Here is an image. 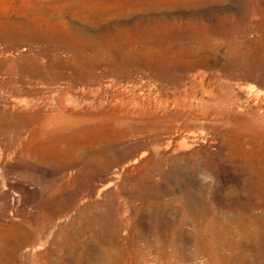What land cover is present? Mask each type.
<instances>
[{
    "label": "rangeland",
    "instance_id": "1",
    "mask_svg": "<svg viewBox=\"0 0 264 264\" xmlns=\"http://www.w3.org/2000/svg\"><path fill=\"white\" fill-rule=\"evenodd\" d=\"M106 1L0 0V264H264V0Z\"/></svg>",
    "mask_w": 264,
    "mask_h": 264
},
{
    "label": "bare ground",
    "instance_id": "2",
    "mask_svg": "<svg viewBox=\"0 0 264 264\" xmlns=\"http://www.w3.org/2000/svg\"><path fill=\"white\" fill-rule=\"evenodd\" d=\"M186 2V0H108L105 2V5H102V12L105 13L106 15L112 16V17H117L118 16H130L136 14V12H143L144 14L147 13V19H145V26L137 28L136 33L140 34L143 36L144 39L146 40H153V38L158 39L160 36L165 35L166 33H169L171 30V26L167 24L166 22V16L163 14H160V11L163 12L164 10H172L176 8L177 6L183 4ZM182 6V5H181ZM97 13V12H96ZM164 13V12H163ZM102 18V17H101ZM124 19V18H123ZM178 20V19H177ZM109 21V20H108ZM117 22V20H116ZM100 23V22H99ZM108 23V22H107ZM110 23V22H109ZM119 23V21H118ZM120 24V23H119ZM139 24V23H138ZM101 25V24H100ZM123 25V23H122ZM103 27V26H102ZM135 27V26H134ZM116 29V28H115ZM106 30V29H105ZM122 30V29H121ZM126 30V29H125ZM130 31V30H129ZM124 32V30L122 31ZM108 33V32H107ZM122 34V33H121ZM120 34V35H121ZM128 34V30H127ZM126 34V36H127ZM125 37V36H124ZM132 38V37H131ZM128 37V39H131ZM104 40V39H103ZM129 41V40H128ZM100 42V41H99ZM114 42V41H113ZM115 43V42H114ZM145 45V44H144ZM136 46V45H135ZM104 50L107 52H112L111 46L107 45H102ZM96 51V48H93L91 52ZM150 53V52H149ZM83 54V53H82ZM81 54V56H82ZM84 58V57H83ZM82 59V58H81ZM99 59V58H98ZM97 59V60H98ZM80 58H78V61ZM69 61V60H68ZM80 62V61H79ZM82 62V60H81ZM106 65V64H105ZM70 71V70H69ZM71 77V76H70ZM69 77V78H70ZM73 77V76H72ZM75 79V78H74ZM106 81V80H105ZM72 82V81H71ZM107 82V81H106ZM106 86L107 83L103 82ZM74 84V83H73ZM74 86V85H73ZM108 86V85H107ZM76 88V87H74ZM89 86L87 85H82L80 87V92L83 96L87 95L89 93ZM104 89V88H103ZM67 93V92H65ZM67 96V94H63L62 97ZM66 98V97H65ZM63 98V99H65ZM10 103L14 106L17 105L18 102L15 99H11ZM61 103V102H60ZM66 101L62 100L63 107L67 106L65 105ZM67 104V103H66ZM65 109V107L63 108ZM96 118V117H95ZM57 120V119H56ZM60 128V127H58ZM89 130V129H88ZM76 132V131H75ZM70 141V140H69ZM62 142V141H61ZM62 145V143H61ZM71 151V149H70ZM65 153V152H64ZM68 155V154H65ZM74 157V155H72ZM71 156V157H72ZM90 158V157H89ZM66 159V158H65ZM261 170L260 173L263 176L264 180V157L261 159ZM258 189L260 192L264 194V181L261 183H258ZM257 186V185H256ZM255 187V186H254ZM256 189V188H255ZM252 193V192H251ZM256 196V195H255ZM255 199V197H254ZM259 204L262 203L261 200L257 201ZM246 203V202H245ZM249 205V204H248ZM263 205V204H262ZM250 207V206H249ZM262 207V206H261ZM260 207V208H261ZM257 208V207H256ZM251 210V209H250ZM259 210V209H258ZM254 212V211H253ZM255 214V212H254ZM256 217V216H255ZM256 219V218H255ZM261 220V219H260ZM255 222V221H254ZM258 223V222H256ZM256 225V224H255ZM258 229V228H257ZM258 233V232H257ZM260 235V233H259Z\"/></svg>",
    "mask_w": 264,
    "mask_h": 264
}]
</instances>
